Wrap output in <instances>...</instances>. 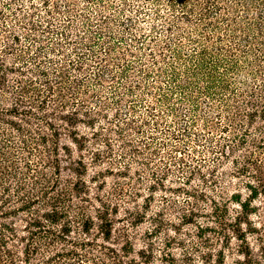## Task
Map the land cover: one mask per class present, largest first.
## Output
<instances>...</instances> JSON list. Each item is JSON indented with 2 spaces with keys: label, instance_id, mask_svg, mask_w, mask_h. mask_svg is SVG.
<instances>
[{
  "label": "trees",
  "instance_id": "1",
  "mask_svg": "<svg viewBox=\"0 0 264 264\" xmlns=\"http://www.w3.org/2000/svg\"><path fill=\"white\" fill-rule=\"evenodd\" d=\"M87 1L84 14L78 15L70 13L76 3L67 1L65 10L70 18L54 28L52 20L59 5L43 0L50 18L46 24L15 17L17 26L25 31L24 45L15 33L12 43L0 39V264H124L120 250L114 247L119 242H112L113 216L123 212L118 222L122 221L125 233L147 218L159 222L160 213L148 217V212L154 195L166 194V182L175 167L186 173L185 184L197 179L216 193L208 197L184 189L187 203L190 198L210 202L211 215L207 217L223 231L230 226L231 204L247 213L250 204L264 194L262 191L245 201L238 193L227 196L226 191L216 189L217 184L210 185L202 171L203 159L198 158L216 149V168L235 152L231 163L240 174L248 171L252 160H264V135L257 141L253 132L258 130L256 118L264 120V0H149L150 9L138 5L136 10L165 20L160 9L165 5L181 11V20L188 15L195 18L190 30L166 20L152 48L147 44L153 36L141 33L138 37L133 33V21L128 28L133 36L129 42L110 26L120 25V17L98 13L96 17L93 13L94 7L104 11L113 3ZM122 2L119 14L127 11V0ZM75 18H82V31L73 25ZM24 24L31 30L41 29L44 36L30 34ZM3 26L1 35L9 32L8 26ZM66 44L75 52L69 60L62 58ZM7 58L14 62L8 63ZM247 90L257 101L246 98ZM94 99L99 103L95 109L89 105ZM124 102L128 103L124 106L127 117L113 123L109 112L119 114ZM182 106L188 108L187 119L179 124ZM141 107L145 113L140 112ZM102 122H107L103 135L98 130ZM175 126L178 128L173 130ZM81 127L91 130L90 139L80 132ZM62 129L82 150L89 151L90 145L95 148L97 144L105 147L104 151L91 150L94 159L115 156L119 162L126 161L117 173L113 167L109 170L119 177L113 186L115 201L111 205L110 200L97 197L103 209H97L94 216L86 205L76 203L77 199L92 202L82 171L75 170L80 176L77 181L63 178L61 150L67 154V149L61 146ZM214 130L230 136L221 135L219 141ZM113 135L122 146L120 152L114 149ZM234 141L240 146L238 152L236 144L229 145ZM186 143L188 148L182 147ZM186 155L197 165L188 164ZM127 156L130 162L125 160ZM156 159L164 161L163 171ZM80 165L85 170L83 161ZM137 165L153 180L146 197L139 187L144 175H130ZM126 178L132 181L127 183ZM251 190L252 194L258 192ZM139 199L144 203L140 205ZM192 215L186 214L184 220L192 222ZM16 218L19 220L12 221ZM236 220L241 222V217ZM198 228L205 231L203 225ZM131 248L127 239L122 250L129 253ZM131 262L143 264L135 259Z\"/></svg>",
  "mask_w": 264,
  "mask_h": 264
},
{
  "label": "rangeland",
  "instance_id": "2",
  "mask_svg": "<svg viewBox=\"0 0 264 264\" xmlns=\"http://www.w3.org/2000/svg\"><path fill=\"white\" fill-rule=\"evenodd\" d=\"M50 1L51 3L58 4L60 8L52 20L54 28L66 24V21L70 18V14L65 10L67 1L76 3L74 8H71L70 13L73 15H78V13L81 12L84 14L85 11L82 9L88 4L87 0ZM105 2L113 3L114 6L111 9H106L104 11L99 10V7H94L93 13H95L96 17H98L99 14H104L109 17H120L123 21L120 25L111 23L110 26L117 33V36L124 35L129 42L133 36L129 34L128 28L129 24L133 21L134 34L138 37L141 33L153 36L152 40L147 44V46L151 48L156 40L154 37L160 34L164 28L163 25L166 20H170L173 24H181L182 28L186 30H190V26L195 23V18L193 16L188 15L186 19L181 20V11L174 12L165 5L160 8L162 14L166 17L165 20L158 18L151 12V15L148 17L136 10L138 5L150 9L151 4L149 3V0H127L128 3L124 6L127 8V11L124 14H119L118 12L119 8L123 7L122 0H105ZM32 5H34V7ZM46 8L43 0H0V27L7 25V31L11 32H6V34L4 32L3 35L0 33V39H2V41L5 40L7 43H12L11 36L15 33L21 37V44L24 45L25 31L22 32L17 26V22H15L16 15L21 16L25 21H28L30 18V21L46 24V21L50 19L47 18ZM95 22V24H97L96 26L100 25L96 20ZM81 23L82 18H75L73 25L78 27L77 30L79 29L82 31L83 28ZM24 26L27 27L30 34L37 33L36 35L38 37H43L45 34L41 29L38 31L31 30L32 28L28 24H24ZM68 28L70 30V27ZM44 41L46 45L48 40L45 38ZM105 41H107L106 38ZM2 43L5 44L4 42ZM18 47H20V44H16V48ZM32 50L34 52L36 51V48L33 47ZM74 56L75 52L73 46L66 44L65 56H62V58L69 60ZM7 59L8 63L14 62L13 59ZM257 92H259V90H257ZM245 93L247 94V99L251 101H254L255 99L257 101V98L253 96L250 90H247ZM98 104V101L94 99L91 100L89 105L95 109ZM126 105H128V103L124 102L119 114L114 115L112 111L109 112L110 119L113 123L121 121L127 117L126 108H124ZM206 105L207 102L204 99L202 101L203 112L207 111ZM262 105H264V103H262ZM244 108L249 109L248 106H244ZM261 108L262 106H259L257 110L260 111ZM187 110V106H182L180 108V118L176 123L183 124L185 119H187ZM140 112L145 113V108L141 107ZM173 119L174 118H172V121ZM256 119L257 123L255 127H257L258 130L260 129L264 131V120L261 118ZM60 123L63 125L65 124L62 122ZM222 123L225 124V122ZM106 127L107 122H102L100 124L98 130L101 134L107 132L105 131ZM146 128L147 130H152L151 126H147ZM177 128L178 126H175L172 129L175 130ZM258 130H252L255 132L254 140L261 141L263 140L262 137L264 132L260 133ZM80 132L89 136V139L91 138V130L81 127ZM201 132H204L206 135L208 133L206 130H202ZM61 133V146L67 149V154L63 149L61 150V158L64 160L63 178L77 181L80 176L78 177L75 170L79 168V170L82 171L84 174L82 175V179L85 180L86 185L89 187V199H91L92 202H80V200L77 199L76 203L79 202L86 205L89 214L94 216L96 215L97 209H103L102 206H100L101 204L96 200L97 197L103 200H110L111 205L113 201H115L113 196V186H115V180L119 179V177H117L116 174L111 175L109 170L113 167V173H117V171L123 168L124 162L126 161H122L123 159H121V162H119L116 160L115 156L113 158L109 157V159L104 158V161H98V159H94L92 151L94 149L96 151L97 148L104 151L105 147L101 144H97L95 148L90 145L88 148L90 149L89 151L82 150L71 141L70 137L66 134L68 133L67 130L62 129ZM212 134L218 137L219 141L222 140L219 138L221 135L228 138L230 136V133L226 134L219 130H214ZM157 136L162 135L157 134ZM111 137L112 139L114 138L112 141L114 143V149H116L117 152H120L122 148L120 142L117 141L116 136L113 135ZM138 143L135 141V144ZM234 144H236L235 141L229 143V145ZM143 146V143H140V148L143 149ZM202 146L199 149H204L205 151V148ZM182 147L188 148L187 143L182 144ZM234 148L235 151L238 152L240 146L236 144ZM248 149L252 151L254 150L250 147ZM214 150V152L204 153L202 156L198 157L199 160L201 158L203 159L201 162L203 165L202 171L207 178L210 179L209 182L211 183V186L217 184L218 186L216 189L218 191H226L227 196H230L232 193H238L244 201L247 199L253 200L254 195H258L260 192L264 191V160H252V162L248 164V171L244 174H240L237 171L238 168L231 163L235 152L229 154L228 157L230 160L225 157L222 163L215 168V162L219 152H216V149ZM242 153L243 152L240 154ZM125 160L130 162L129 156H127ZM186 160L188 164H192L191 166L197 165L196 162L192 161L191 156L186 155ZM82 161L84 162L85 170H83V167L80 165ZM155 161H157L156 165H160L159 171H163L164 161H159L158 159ZM240 161L247 164L243 159ZM139 174L144 175L143 183L139 186L141 189L140 193L142 196L146 197L151 193L149 185L153 180L150 175L144 174L143 169L139 165L133 166L130 172L132 178H137ZM185 174L186 173L181 172V170L178 171V167H175L173 176H171L166 182V194L165 192H158L154 195V199L151 202L152 208L148 212V217L154 216L155 212L160 213L161 216L159 217V222L152 223L150 218H147L145 222L139 224V226L133 228L128 227L129 230L125 233L122 221L118 222L123 218V212L117 217L113 216L115 219V226L113 231L114 240H112V242H119V244L114 247L120 250V254L124 257V264H133V262H131L132 259L143 264H264V194L260 195L257 200L250 204L251 213H249L250 211L246 213L238 205L231 204L232 211L228 218L230 226L226 228L227 230H224V232L221 228H218L216 223L212 222L207 217L211 215L210 202L208 201L207 204L206 202H203V200L198 201L195 198H190V203H187L186 199H188V196L184 189L189 190L191 193L195 192L194 194L206 193L208 197H213L216 193L211 192L206 188L205 184L197 179L192 182V184H185ZM103 179H105V183H102ZM125 181L129 183L132 180L126 178ZM170 187L173 189L169 190ZM179 187L181 188L178 189ZM251 187L257 189L258 192L252 194ZM165 195H167V199L163 198ZM121 203L124 205L123 202ZM143 203V200L139 199V204L141 205ZM125 206L127 207L128 205L125 204ZM191 212L194 213V215L191 216L193 220L191 219L192 222L188 223L184 220V216ZM236 217H241V222L236 220ZM19 218L13 219L12 221L19 220ZM200 225L204 226L205 231H201L198 228ZM18 227L20 228L21 226L18 225ZM124 234L128 235L126 236ZM127 239H130L133 245V248L128 250L129 253L122 250V246L125 245ZM130 251H133V254H131Z\"/></svg>",
  "mask_w": 264,
  "mask_h": 264
}]
</instances>
